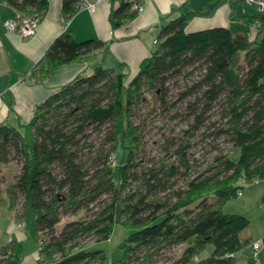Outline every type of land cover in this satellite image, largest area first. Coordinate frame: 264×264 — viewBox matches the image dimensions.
I'll use <instances>...</instances> for the list:
<instances>
[{"label":"trees","instance_id":"trees-1","mask_svg":"<svg viewBox=\"0 0 264 264\" xmlns=\"http://www.w3.org/2000/svg\"><path fill=\"white\" fill-rule=\"evenodd\" d=\"M6 1L41 19L49 7V0ZM79 2L62 1L65 23ZM135 14L132 2L122 0L110 20L119 27ZM195 14L183 12L161 27L156 49L132 78L122 65H97L38 103L27 122L0 123V172L9 162L19 165L0 202L39 243L38 264H105V250L86 240L109 239L116 223L131 229L120 244V264H155L163 250L179 245L171 264H236V253L253 242L244 234L249 218L225 213L222 205L242 193L241 180L264 179V12L250 18L259 21L254 28L187 31ZM103 44L78 41L65 26L38 62L37 78ZM173 87H181L175 98ZM150 94L155 104L145 111ZM168 112L187 125L164 134L165 152L155 157L145 151L144 137L154 117ZM207 137L239 148L238 159L215 144L216 153L196 165L192 148ZM83 211L58 228L67 215ZM208 245L212 251L200 257ZM23 258V239L0 244V264ZM256 262L251 250L247 264Z\"/></svg>","mask_w":264,"mask_h":264},{"label":"crops","instance_id":"crops-1","mask_svg":"<svg viewBox=\"0 0 264 264\" xmlns=\"http://www.w3.org/2000/svg\"><path fill=\"white\" fill-rule=\"evenodd\" d=\"M62 1L49 0L48 10L36 33L29 37L8 30L6 21L20 13L6 0L0 1V123L19 125L27 122L38 103L76 76L91 73L97 65H122L127 78H132L156 49L161 27L183 12H197L187 31L242 23L250 24L252 28L259 25V21H250L260 11L258 6L243 0H130L140 2L144 8L119 27H113L110 16L122 0H101L94 10L77 8L66 23L62 16ZM65 26L73 30L78 41L93 38L102 40L104 44L83 60L63 64L53 75L38 79V62ZM18 228L25 230L20 222ZM246 229L244 234L253 242L263 243L258 250L256 264H264V231L253 233ZM13 236L23 240L30 238L27 232L26 237H19L15 232ZM251 250L250 245L238 251L237 260L239 252L243 251L247 264Z\"/></svg>","mask_w":264,"mask_h":264},{"label":"rangeland","instance_id":"rangeland-1","mask_svg":"<svg viewBox=\"0 0 264 264\" xmlns=\"http://www.w3.org/2000/svg\"><path fill=\"white\" fill-rule=\"evenodd\" d=\"M256 6H258L256 4ZM253 6L256 10L257 7ZM259 8V7H258ZM197 74L193 75L192 79L196 78ZM184 82H181V86ZM181 87H173L171 90L172 97L175 98L176 92L180 90ZM148 102L145 103V111H148L151 106L155 104V99L153 95H149ZM157 105V104H156ZM186 104H183L185 106ZM180 106V104H179ZM176 111V108L172 112ZM220 109L212 115V119L220 118ZM172 113L161 114L155 116L153 121L148 125L146 135L144 137L145 141V151L150 153L155 157H161L164 154V146L166 137L164 134H172L171 130L174 129L173 134L178 133L181 129L185 128L187 121L178 116L172 118L170 115ZM28 118L29 116H23ZM219 145L222 148H226L231 151V156L233 159H238L239 148L234 147L232 150L229 143L224 142L221 138L207 137L205 140L199 142L192 148L196 160V165L203 166L209 158H211L216 151L213 150L214 145ZM115 156V155H114ZM117 155L113 158V164L117 162ZM19 170V165L17 162L12 161L4 165L3 170L0 172V197H6L8 194V188L13 184L15 179V174ZM244 187L242 188V194L237 195L229 199L226 203L222 205V210L225 213H235L245 215L250 220V225L246 231H251L253 233H261L264 231V203H262V195L264 193V179H260L258 183L251 182L246 183L240 181ZM214 199V195L211 199ZM84 214L80 212L77 215H67L58 225L60 229L61 225L68 219L79 218ZM18 220L16 216V211L8 206V203L0 202V244H4L10 240V237L15 232L19 237H26V232L23 228H18ZM131 229L125 227L122 224L116 223L114 225L113 231L110 238L98 243L93 242V240H86L89 246L94 248H102L106 253L105 264H120V259L123 255V250L120 244L125 239V237L130 233ZM85 242V241H84ZM263 243L260 242V246ZM184 245L176 246L172 249H166L162 251L161 259L155 264H171L175 258H177ZM213 246L208 245L206 249L201 252L200 257H206L212 251ZM39 243L33 238H25L24 240V260L22 264H37L38 259ZM236 264H246V253L241 251L238 254V260Z\"/></svg>","mask_w":264,"mask_h":264},{"label":"built area","instance_id":"built-area-1","mask_svg":"<svg viewBox=\"0 0 264 264\" xmlns=\"http://www.w3.org/2000/svg\"><path fill=\"white\" fill-rule=\"evenodd\" d=\"M101 0H80L78 4V8H87L89 10H94L96 4L99 3ZM130 1V0H129ZM249 4H257L259 10L264 12V0H243ZM132 2V8L136 11H142L143 5L138 1H130ZM41 21V16L39 15H22L19 14L14 18H11L6 21V27L10 31L19 32L24 37L33 36L36 33L37 26ZM157 42V40H156ZM256 183L259 180H255ZM241 194V193H239ZM251 248L253 251L254 258L257 259L258 250L260 249V242L254 241L251 243Z\"/></svg>","mask_w":264,"mask_h":264}]
</instances>
